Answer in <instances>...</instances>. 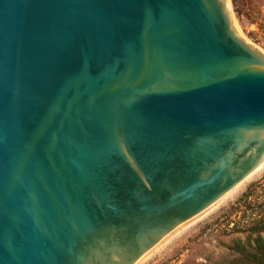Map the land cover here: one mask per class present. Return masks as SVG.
I'll use <instances>...</instances> for the list:
<instances>
[{
  "label": "water",
  "instance_id": "1",
  "mask_svg": "<svg viewBox=\"0 0 264 264\" xmlns=\"http://www.w3.org/2000/svg\"><path fill=\"white\" fill-rule=\"evenodd\" d=\"M263 164L227 0H0V264H136Z\"/></svg>",
  "mask_w": 264,
  "mask_h": 264
},
{
  "label": "rangeland",
  "instance_id": "2",
  "mask_svg": "<svg viewBox=\"0 0 264 264\" xmlns=\"http://www.w3.org/2000/svg\"><path fill=\"white\" fill-rule=\"evenodd\" d=\"M233 26L264 52V0H227ZM207 211V212H206ZM204 214L165 237L136 264H238L237 243L253 244L249 228L264 222V164ZM264 239V229L259 232Z\"/></svg>",
  "mask_w": 264,
  "mask_h": 264
},
{
  "label": "trees",
  "instance_id": "3",
  "mask_svg": "<svg viewBox=\"0 0 264 264\" xmlns=\"http://www.w3.org/2000/svg\"><path fill=\"white\" fill-rule=\"evenodd\" d=\"M263 229L264 222L251 226L249 230L257 234L253 240V244L245 246L237 242L232 247V251L238 256V264H264V239L259 235V232Z\"/></svg>",
  "mask_w": 264,
  "mask_h": 264
},
{
  "label": "bare ground",
  "instance_id": "4",
  "mask_svg": "<svg viewBox=\"0 0 264 264\" xmlns=\"http://www.w3.org/2000/svg\"><path fill=\"white\" fill-rule=\"evenodd\" d=\"M206 212H207V211H206ZM202 214H204V213H202ZM146 254H147V253H146ZM146 254H145V255H146ZM145 255H144V256H145Z\"/></svg>",
  "mask_w": 264,
  "mask_h": 264
}]
</instances>
